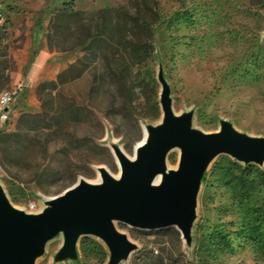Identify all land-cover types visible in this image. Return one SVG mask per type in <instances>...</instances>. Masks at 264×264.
<instances>
[{"label":"rangeland","instance_id":"obj_1","mask_svg":"<svg viewBox=\"0 0 264 264\" xmlns=\"http://www.w3.org/2000/svg\"><path fill=\"white\" fill-rule=\"evenodd\" d=\"M0 3L7 16L0 30V93L12 91L22 77L33 80L17 99L10 127L0 134V191L19 213L43 214L51 201L81 180L93 186L103 184L102 174L120 180V161H134L164 127V97L174 118L188 119L192 132L214 135L229 127L249 139L264 140V0ZM65 3H74L88 16L117 7L143 13L151 8L156 13L151 25L154 52L135 71L131 105L124 106L121 99L115 110L108 111L103 95L90 97L86 78L71 88L49 86L40 98L42 84L56 81L58 75L35 80L31 68L40 49L50 51V21ZM52 53L45 70L49 76L58 66L67 68L77 60L81 48ZM72 95L95 107L104 124L101 138L83 141L87 132L81 129L80 142L72 143L73 131L62 118ZM133 119L139 130L132 126ZM181 153L177 145L167 150L163 173L178 170ZM69 157L74 165L68 168L76 174L70 184L73 174L65 172ZM232 163L253 165L261 174L254 170L252 184L244 189L232 178L238 174ZM113 225L131 247L116 263L107 241L96 234L80 235L73 253L67 254L66 233L61 231L45 240L32 264H158L151 260L152 251L179 264H264V162H241L227 154L213 157L200 178L187 239L177 227L148 231L116 221Z\"/></svg>","mask_w":264,"mask_h":264},{"label":"water","instance_id":"obj_2","mask_svg":"<svg viewBox=\"0 0 264 264\" xmlns=\"http://www.w3.org/2000/svg\"><path fill=\"white\" fill-rule=\"evenodd\" d=\"M163 107L165 125L157 138L134 161H120L122 180L108 174H102L101 186L81 180L80 186L36 216L16 211L0 191V264H32L45 240L61 231L66 233L67 254L73 253L80 235L96 234L107 241L116 263L131 247L114 221L148 231L177 227L187 239L200 178L209 161L227 154L241 162H264V140L249 139L229 127L214 135L192 132L188 119L174 118L166 97ZM174 145L182 151L179 168L164 173L163 184L153 188L154 178L163 173L166 152Z\"/></svg>","mask_w":264,"mask_h":264},{"label":"trees","instance_id":"obj_3","mask_svg":"<svg viewBox=\"0 0 264 264\" xmlns=\"http://www.w3.org/2000/svg\"><path fill=\"white\" fill-rule=\"evenodd\" d=\"M156 20V13L151 8L147 13L141 10L132 12L127 7L106 8L88 16L85 12L76 10L74 3H65L51 18L48 47L51 52L59 53L81 48V56L60 72L56 81L42 84L39 89L40 98L45 96L49 86L71 88L86 78L89 80L90 97L95 93L103 95L110 108L108 111L115 110L121 99L124 106L131 105L132 101H128V98L135 94V71L154 52L151 25ZM95 111L97 110L93 105H83L73 95L69 98L64 115L61 116L73 131L72 143L80 142L77 131L81 129L87 132L83 141L98 139L104 135V124ZM133 120L132 126L139 130L138 121ZM90 129H98L99 133H90ZM124 134L128 138L132 136L127 130ZM67 160L69 164L65 167V172L72 175L73 172L68 167L74 163L70 157ZM232 166L238 170V174L233 175V180L244 189L252 184L253 181L249 178L254 170L261 174L260 169L253 165L243 167L232 163ZM75 177L76 174H73L67 183L73 182ZM150 255L154 263L166 264L168 261V264H179L178 261L174 263L154 251Z\"/></svg>","mask_w":264,"mask_h":264},{"label":"built area","instance_id":"obj_4","mask_svg":"<svg viewBox=\"0 0 264 264\" xmlns=\"http://www.w3.org/2000/svg\"><path fill=\"white\" fill-rule=\"evenodd\" d=\"M3 8V4L0 3V30L5 28L7 22L6 11ZM32 85L33 80L29 77H24L15 84L12 91L0 93V134L11 125L18 97L28 92Z\"/></svg>","mask_w":264,"mask_h":264},{"label":"crops","instance_id":"obj_5","mask_svg":"<svg viewBox=\"0 0 264 264\" xmlns=\"http://www.w3.org/2000/svg\"><path fill=\"white\" fill-rule=\"evenodd\" d=\"M54 53L50 52L47 47H44L36 54L31 71H33L35 80L54 79L61 71L66 69V65L58 66V69L54 72V75L49 76L45 73L46 65L51 60ZM23 78V77H22Z\"/></svg>","mask_w":264,"mask_h":264},{"label":"bare ground","instance_id":"obj_6","mask_svg":"<svg viewBox=\"0 0 264 264\" xmlns=\"http://www.w3.org/2000/svg\"><path fill=\"white\" fill-rule=\"evenodd\" d=\"M143 147H144V146H143ZM161 175H164V176L162 177ZM101 176H102V175H101ZM122 178H123V171H122L121 179H120V180H122ZM164 178H165V174H164V173H160V174H158V175L154 178V180H153V182H152V187H153V188H159V187L163 184V182H164ZM120 180H116V181H120ZM102 181H103V184H102V185H104L105 180H104V177H103V176H102ZM78 186H80V183L78 184ZM99 186H101V185H99ZM57 199H58V198H56V199H54L53 201H51V202L49 203V205L51 206V204L54 203Z\"/></svg>","mask_w":264,"mask_h":264}]
</instances>
